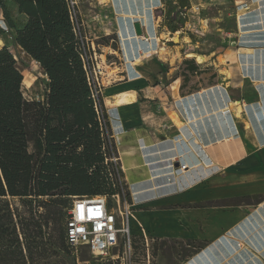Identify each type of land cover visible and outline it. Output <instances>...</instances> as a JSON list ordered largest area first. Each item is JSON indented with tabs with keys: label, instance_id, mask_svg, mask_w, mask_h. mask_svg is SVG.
<instances>
[{
	"label": "crops",
	"instance_id": "crops-1",
	"mask_svg": "<svg viewBox=\"0 0 264 264\" xmlns=\"http://www.w3.org/2000/svg\"><path fill=\"white\" fill-rule=\"evenodd\" d=\"M261 3L254 2L257 6L254 5L249 14L261 18L264 7ZM262 23H253V26ZM142 30L149 35L147 28L143 26ZM158 36L162 48L164 45L170 49L167 44L175 42V37ZM234 36L230 44L209 54L190 53V47L182 37L179 44L170 49L168 57L159 56L158 64L142 67L134 66L136 61L130 56L133 50L128 40L124 44L121 42L126 62L121 77L126 82L115 92H129L125 90L135 82L144 84L162 79L170 82L168 94L164 92L165 97L160 100L171 99L166 110L175 116L173 120L166 117L161 125L169 128L170 135L174 134L157 141L137 138L142 145L140 159L141 166H144L139 169L141 175L137 177L141 183L134 195L150 196L142 201L145 207L162 205L139 211L136 216L153 237L204 242L205 245L182 264H264V201L256 206L257 209L247 212H221L207 207L161 209L174 199L194 204L217 196L264 195V26L244 32L239 30ZM154 41L151 44L153 50L149 44L141 42L142 48L136 51L139 61L149 63L159 55L156 51L158 44ZM197 55L205 60L199 61ZM127 62L134 70H129ZM191 85H195L194 89L190 88ZM194 92L200 95L212 93L213 100L210 99L209 104L203 101L198 108H190L189 113L184 107L180 109L184 100ZM166 104L160 103V107L165 108ZM210 119L214 120L217 131L210 126ZM195 122L199 131L192 128ZM178 138L183 139L185 149L190 152L186 158L190 169L174 176L166 167H161L169 165L176 157ZM198 168L202 172L199 183L205 182L204 187L193 196L192 193H181L182 179L187 182L188 176ZM214 168L219 171L208 175L209 169ZM122 170L126 173L124 166ZM152 219L156 225H151ZM179 219H183V225Z\"/></svg>",
	"mask_w": 264,
	"mask_h": 264
},
{
	"label": "trees",
	"instance_id": "trees-1",
	"mask_svg": "<svg viewBox=\"0 0 264 264\" xmlns=\"http://www.w3.org/2000/svg\"><path fill=\"white\" fill-rule=\"evenodd\" d=\"M0 11V36L12 33L14 44L48 78L44 100H29L16 56L9 47L0 48V211L4 212L0 214V264H33L32 249L40 247L36 239L52 218L66 219L69 198L111 196L118 190L105 172L104 142L82 60L86 46L82 19L72 18L67 0H0ZM99 108L106 116L102 100ZM50 196L60 198L37 201ZM9 197L31 199L23 201L29 218L17 215L25 247ZM244 198L256 200L255 204L264 201V195ZM42 204L56 210L37 219ZM65 227L58 243L72 254Z\"/></svg>",
	"mask_w": 264,
	"mask_h": 264
},
{
	"label": "rangeland",
	"instance_id": "rangeland-1",
	"mask_svg": "<svg viewBox=\"0 0 264 264\" xmlns=\"http://www.w3.org/2000/svg\"><path fill=\"white\" fill-rule=\"evenodd\" d=\"M256 1H261V4L264 5V0H83L77 2V15L83 21L91 51H93L91 45L93 42L98 56L102 55L104 73L98 90H100L99 99L102 100L106 114V127H104L102 132L100 131L104 142L102 152L105 156V172L108 170L107 173H111L109 178H111L112 182L115 183L116 189L122 194V200L134 206L136 216L139 211H147L162 206L157 203V205H153L155 207H145L142 201L150 196L143 197L139 194L135 197L134 195L135 190L139 189L141 183L140 178L137 177L141 175V170L139 169L144 166H141L142 161L140 159V148L142 145L138 143L137 138L144 137L148 141L151 139L157 141L173 135L174 133L170 135L168 132L169 128L166 125H161V123L166 117L173 120L175 114L166 110L171 104L169 97L164 101L160 100V97H165L164 92L168 94L167 88L170 86V82L167 83L163 79L157 82L149 80L148 83L144 84L135 82L128 90H125L129 92L118 93L114 91L122 83L126 82L121 77L123 75L121 69L125 70L126 62L121 48L122 38L120 36L126 31L133 32L131 30L134 29L133 23L128 19L122 18L121 15H133L138 17L134 21L138 19L145 21L147 25L149 24L150 32L154 21L158 35L175 37L174 43L167 44L170 49L174 47V44H179L183 37L190 47V53L209 54L230 44L231 39L235 37V33L239 32V30L244 32L264 26V23L253 26V23L264 22V7H262L261 18L249 14L253 10V6L256 5L254 4ZM245 6H249L250 9H246ZM13 12L15 19L19 23L20 18L16 15V11ZM148 16L150 17L149 19ZM0 24H3L1 11ZM119 32H121L120 35ZM179 37L181 38L179 39ZM132 39H134L133 36ZM163 41L166 42L165 40ZM160 42L158 43L159 48H156L159 55H155L149 63H144L145 60L139 61L138 59L134 66L155 65L158 64L157 60L160 57H168L170 49L164 45V48L160 47ZM182 42L184 43V41ZM4 46L9 47L13 52L19 68L24 72L25 96L29 100L43 101L48 92V78L40 66L14 44L12 33L7 32L0 36V48ZM130 48L132 47L130 46ZM130 56H134L132 60L135 57L138 58L137 52ZM127 65L129 70H134L130 63L127 62ZM194 86L191 85L190 88L194 89ZM121 94H128L132 101L130 105L124 107L114 106L116 98ZM210 99L213 100L212 93L200 95L194 92L193 95L184 100V104L180 105V109L184 107L189 113L191 111L190 108H198L203 101L209 104ZM160 103H168V105L166 104L165 108H162ZM189 117L191 118L190 114ZM209 123L213 130L217 131L214 120L210 119ZM195 124L197 122L193 123V130L199 131V127ZM122 166H124L126 173L123 172ZM218 171L215 168L209 169L208 175H215ZM201 173V169L198 168L193 171L191 176H188L187 182L182 179L181 193H192L191 195L193 196L197 193V190L203 188L205 182L199 183L202 179ZM59 198V196H50L40 198L37 201L49 202ZM7 200L11 204V212L14 215V224H16L20 234V241L25 247L27 242L21 230L20 218L17 215L20 213L29 218L28 213L24 214L27 208L24 206L23 201L31 199L9 197ZM68 200H72V198ZM175 200L166 202L167 204L161 209L207 207L221 212L235 210L247 212V210L257 209L256 206L259 205L255 204L256 200L254 199L238 197L222 198L217 196L194 204ZM109 203L111 207L114 206L112 199H109ZM52 206L42 204L38 208L39 211L36 218H40L41 215H45L49 211H55V207ZM2 213L4 212L0 211V214ZM154 221L152 219L151 225H156ZM65 222L66 219L56 222L52 218L42 228V236L36 239L37 242H40V247L32 249L33 264H120L119 261H113L110 258L102 260L94 257L85 248L82 249L80 260H77L67 251L64 243L63 246L58 243L60 229L64 230ZM179 222L182 225L184 224L183 219H179ZM177 225L181 227L180 224ZM204 245L203 241H195V239L155 237L156 259L154 264H182ZM15 246L16 244L12 245L11 250H14ZM24 255L28 260L27 251H24Z\"/></svg>",
	"mask_w": 264,
	"mask_h": 264
},
{
	"label": "built area",
	"instance_id": "built-area-1",
	"mask_svg": "<svg viewBox=\"0 0 264 264\" xmlns=\"http://www.w3.org/2000/svg\"><path fill=\"white\" fill-rule=\"evenodd\" d=\"M77 2V0H67L73 19L77 18ZM245 8L250 9L249 6ZM140 37L145 40L150 38L147 33H143ZM91 45L93 51L86 36V46L82 48V60L102 132L106 127V121L104 111L99 108L98 87L102 81L104 68L102 55L98 56L93 42ZM183 142L182 138H178L176 157L169 165L162 164L161 167H166V170L174 176L190 169V164L186 160L190 152L185 149ZM176 164H178L177 167ZM109 199L114 201V206L111 207ZM133 207L122 200V194L119 191L111 196L73 197L67 210L65 224L66 243L72 255L80 260L82 249L85 248L94 257L102 260L110 258L113 261H119L120 264H154L155 237L138 220Z\"/></svg>",
	"mask_w": 264,
	"mask_h": 264
},
{
	"label": "bare ground",
	"instance_id": "bare-ground-1",
	"mask_svg": "<svg viewBox=\"0 0 264 264\" xmlns=\"http://www.w3.org/2000/svg\"><path fill=\"white\" fill-rule=\"evenodd\" d=\"M121 16H122V18L130 20V22L133 23V25H132L133 28H134V24L136 22H139V23H141L142 26L146 27L147 30L149 31V28H150V27H148L149 24L147 25V23L145 21H141L140 19H138L137 21H134V19L138 18V17H135L133 15H127V16L121 15ZM149 18L150 17L148 16V19ZM151 27H152V30H151V32L149 31L150 38L148 40H145V38H143V37L137 36L136 33H135V29L131 30V31H133L132 33L130 31H126L124 34H121V38H122L123 44L126 43L127 40H128V42L130 43L129 45L132 47L133 53H136L135 51H137L138 49H140L141 46H143V44L141 45V42H144V44L145 43L149 44L151 46L150 47L151 50H153L152 45H151L153 40H155L154 42H156L158 44L160 42L161 38H157L156 26H155L154 21L152 22V26ZM127 29H128V27H127ZM132 36H133L134 39H132ZM148 50H150V49H148ZM161 50H163V49H161ZM141 52L142 51H140V53ZM197 58H198L199 61H204L205 60V58H203L201 56H198V55H197ZM138 59L139 58L135 57L134 60L136 61ZM130 103H131V99L129 98L128 94H121L118 98H116V101L114 102V106L121 107V106L128 105ZM109 104H112V103H109ZM126 155H128V154H126Z\"/></svg>",
	"mask_w": 264,
	"mask_h": 264
},
{
	"label": "water",
	"instance_id": "water-1",
	"mask_svg": "<svg viewBox=\"0 0 264 264\" xmlns=\"http://www.w3.org/2000/svg\"><path fill=\"white\" fill-rule=\"evenodd\" d=\"M134 29H135V33L137 36H141L143 34V30H142V25L139 22H136L134 24ZM176 167L178 166V164L175 165Z\"/></svg>",
	"mask_w": 264,
	"mask_h": 264
}]
</instances>
